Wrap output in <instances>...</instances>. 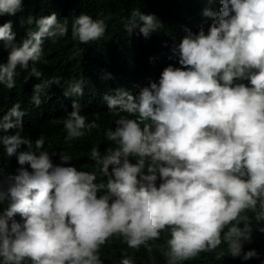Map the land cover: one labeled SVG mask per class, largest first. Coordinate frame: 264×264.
<instances>
[{
	"label": "clouds",
	"instance_id": "9594fccd",
	"mask_svg": "<svg viewBox=\"0 0 264 264\" xmlns=\"http://www.w3.org/2000/svg\"><path fill=\"white\" fill-rule=\"evenodd\" d=\"M206 4L207 33L199 21L172 48L179 67L168 65L158 82L135 94L116 88L100 98L113 126L104 132L105 151L92 147L90 159L106 181L71 166L65 152L44 150L43 135L35 141L25 135L29 119L20 103L0 110V155L18 165L14 173L0 170V264H104L100 250L113 237L126 245L120 264H134L127 250L142 246L148 253L158 247L167 264L212 252L217 260L259 259L244 247L264 227L254 229L242 214L251 211L257 225L264 223V0ZM21 10L22 0H0V17ZM125 19L124 30L131 35L139 28L146 40L164 28L139 10ZM27 24L34 28L18 46L12 21L0 25V42L10 49L0 62V88L16 87L19 68L25 82L40 81L33 86L34 107L53 85L62 87L59 95L82 96L83 80L63 87L62 77L44 80L37 68L47 63L45 39L55 44L68 35V18L53 12L29 16ZM107 27L105 19L81 13L72 20L71 38L97 42ZM63 114L66 142L100 127V113L89 121L76 101ZM165 231L169 238L156 245Z\"/></svg>",
	"mask_w": 264,
	"mask_h": 264
},
{
	"label": "trees",
	"instance_id": "16d2710c",
	"mask_svg": "<svg viewBox=\"0 0 264 264\" xmlns=\"http://www.w3.org/2000/svg\"><path fill=\"white\" fill-rule=\"evenodd\" d=\"M206 6V0H47V2L22 0V10L15 15L0 17V25L12 21L14 43L18 46L25 38L27 30L34 28V24L31 26L27 24L29 16L38 19L54 12L60 20L68 18V35L59 38L55 44L45 39L43 60L47 63H39L37 68L43 72L44 80L54 76L62 77L63 87L67 85L66 81L83 80V95L65 97L64 94L59 95L62 87L53 85L47 90V96L42 98L44 103L39 108L34 107L30 103L33 86L40 81L30 78L25 82L27 73L18 68L16 87L12 90L0 88V110L5 112L9 105L20 103L27 110L29 119L24 121L25 135L33 141L43 135L44 150L63 151L72 157L71 166L77 167L78 170L97 173V182L106 181V177L99 176L98 167L90 159L92 147L99 146L101 153L105 151L104 132L113 126V119L99 107L100 98L105 94H111V90L116 88H124L135 94L140 87L146 86V82H158L160 73L168 65L179 67L173 58L172 48L186 34L185 30H191L199 21L203 22L207 33L210 20L202 16V9ZM211 7L216 11L214 4ZM133 10H139L146 15L154 14L163 23L164 28L153 33L147 40L139 33V28L134 29L129 35L124 30V23L127 22L125 18L130 17ZM81 13L90 15L93 19H105L108 27L101 40L87 45L72 40L71 23L75 16ZM9 51L10 49L0 42V62L7 61ZM108 73L113 79L105 81L103 77ZM135 85L139 87L135 89ZM73 101L81 105V112L88 116L89 121L96 118L93 113H100L97 119L100 127L86 134L84 138L66 142L62 118L65 115L63 113L72 109ZM48 115L56 116L41 120L43 116ZM2 151L0 146V153ZM53 162L59 163L58 157H54ZM132 162L135 163L134 160ZM17 167L13 158L6 159L0 155V170L14 173ZM159 183L158 179L157 186ZM259 210L258 204L256 211ZM243 215L251 220L254 229L264 227V223L257 225L253 212L248 211ZM168 238L169 233L163 232L156 245H163ZM125 249L126 245L122 238L113 237L102 246L100 258L104 264H120ZM221 249L226 250V246L222 244ZM250 249L257 251L259 259L242 261L240 258L225 256L217 260L216 252H212L201 253L197 258L185 261L184 264H262L264 234L253 232L252 243L244 247L245 251ZM127 252L133 257L134 264H167L165 257L155 246L151 253L143 246L139 251L128 249Z\"/></svg>",
	"mask_w": 264,
	"mask_h": 264
}]
</instances>
